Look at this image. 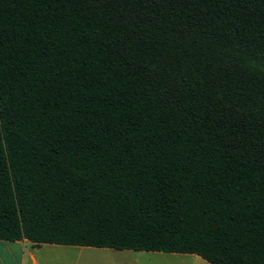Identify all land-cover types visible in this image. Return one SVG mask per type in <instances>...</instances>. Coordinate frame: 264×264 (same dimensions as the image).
<instances>
[{
  "label": "trees",
  "instance_id": "16d2710c",
  "mask_svg": "<svg viewBox=\"0 0 264 264\" xmlns=\"http://www.w3.org/2000/svg\"><path fill=\"white\" fill-rule=\"evenodd\" d=\"M0 240L264 264V0H0Z\"/></svg>",
  "mask_w": 264,
  "mask_h": 264
},
{
  "label": "rangeland",
  "instance_id": "374dc122",
  "mask_svg": "<svg viewBox=\"0 0 264 264\" xmlns=\"http://www.w3.org/2000/svg\"><path fill=\"white\" fill-rule=\"evenodd\" d=\"M88 247H65L59 251H42L39 264H185L189 257L176 254L116 251V256L106 252H94ZM118 253V254H117Z\"/></svg>",
  "mask_w": 264,
  "mask_h": 264
},
{
  "label": "crops",
  "instance_id": "0c3cea01",
  "mask_svg": "<svg viewBox=\"0 0 264 264\" xmlns=\"http://www.w3.org/2000/svg\"><path fill=\"white\" fill-rule=\"evenodd\" d=\"M69 247H78V246H63V245H56V244H41L35 245L26 240H19L14 242L0 240V264H39L42 251H59L63 250V248ZM88 250H96L94 252L103 253L108 252L111 253L109 256H116L113 252L116 251H132V250H117V249H110V248H92L88 247ZM143 252V251H137ZM152 253H162V252H152ZM118 254V253H117ZM171 254V253H165ZM180 257H189L190 259H186L187 261L185 264H209L202 258L194 254H176Z\"/></svg>",
  "mask_w": 264,
  "mask_h": 264
}]
</instances>
